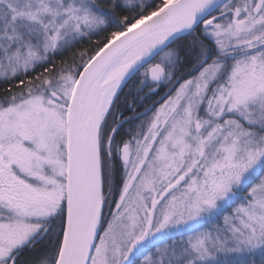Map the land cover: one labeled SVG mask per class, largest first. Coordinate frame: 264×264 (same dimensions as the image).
<instances>
[{"label": "snow or ice", "instance_id": "obj_1", "mask_svg": "<svg viewBox=\"0 0 264 264\" xmlns=\"http://www.w3.org/2000/svg\"><path fill=\"white\" fill-rule=\"evenodd\" d=\"M0 264H264V0H0Z\"/></svg>", "mask_w": 264, "mask_h": 264}, {"label": "flooded vegetation", "instance_id": "obj_2", "mask_svg": "<svg viewBox=\"0 0 264 264\" xmlns=\"http://www.w3.org/2000/svg\"><path fill=\"white\" fill-rule=\"evenodd\" d=\"M153 99H156V97H153Z\"/></svg>", "mask_w": 264, "mask_h": 264}]
</instances>
